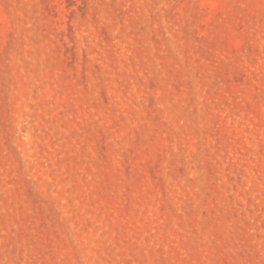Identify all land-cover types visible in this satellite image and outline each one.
Wrapping results in <instances>:
<instances>
[{
	"label": "rangeland",
	"instance_id": "obj_1",
	"mask_svg": "<svg viewBox=\"0 0 264 264\" xmlns=\"http://www.w3.org/2000/svg\"><path fill=\"white\" fill-rule=\"evenodd\" d=\"M0 264H264V0H0Z\"/></svg>",
	"mask_w": 264,
	"mask_h": 264
}]
</instances>
